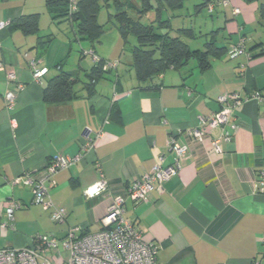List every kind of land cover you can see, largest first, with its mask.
Wrapping results in <instances>:
<instances>
[{"label":"crops","instance_id":"crops-1","mask_svg":"<svg viewBox=\"0 0 264 264\" xmlns=\"http://www.w3.org/2000/svg\"><path fill=\"white\" fill-rule=\"evenodd\" d=\"M45 1L0 0V23L23 15L39 17L36 35L8 26L0 30V63L5 67L0 71V223L6 222L10 201L22 204L14 212L13 228L0 229V250L27 247L40 234L62 239L71 227L98 232L110 196L125 197L126 188L154 166L173 164L175 156L166 144L175 136L189 147L177 175L156 185L145 203L126 199L124 219L138 226L144 241L158 246V264H264V193L255 189L257 173L264 168V108L249 101L236 110L234 128H227L231 141L221 144L219 154L211 144L217 131L202 144L186 135L198 126L199 117L217 111L221 94L264 90V21L257 16L264 2L226 0L227 6L218 5L213 12H218L216 29L199 33L205 40V34L219 30L218 44L228 49L246 37L250 59L223 56L205 72L191 62L142 89L115 30L102 36L99 48H92L76 40L70 23L52 20ZM74 41L83 60L68 66L65 59L72 55ZM104 42L107 52L101 47ZM81 50L119 64L106 79L93 83L91 94L82 91L71 102L47 105L43 88L48 79L60 69L81 77L91 68L90 57H82ZM29 60L47 70L40 83L32 79ZM6 72L13 73V82L7 81ZM8 92L15 93L11 108L4 99ZM112 107L120 112L118 121L109 120ZM87 138L95 140L93 147L53 178L50 200L66 212V223L53 226L48 214L32 204L25 175H38L55 156H76ZM101 179L107 192L86 197L85 191Z\"/></svg>","mask_w":264,"mask_h":264},{"label":"built area","instance_id":"built-area-1","mask_svg":"<svg viewBox=\"0 0 264 264\" xmlns=\"http://www.w3.org/2000/svg\"><path fill=\"white\" fill-rule=\"evenodd\" d=\"M70 2H74L70 0ZM220 5L227 6L226 0H221ZM208 11H213L209 6ZM233 13H239L234 9ZM8 24L0 23V30ZM243 38L240 39L235 55H245L242 47ZM90 55L91 53H87ZM92 61L97 57L92 56ZM28 65L32 74V79L40 83L41 78L46 74L45 68L38 69L35 60H29ZM116 61L107 62V66L116 69ZM240 69H243L240 67ZM0 71H5V67L0 63ZM242 71V70H241ZM7 81L13 82L15 77L12 72H6ZM22 85L17 87L21 90ZM6 107L11 108L15 93L8 92L4 95ZM253 101L264 108V91H251L249 93H224L217 98L218 109L207 117L198 118V126L187 131V138L191 142L202 144L207 136L215 131L218 135L212 137L211 144L214 152L221 153V144L231 141V134L227 128H234L231 119L235 112L244 103ZM12 122V128H15ZM95 141V140H94ZM94 141L87 138L81 146L80 152L74 157L58 155L53 157L44 169L36 174H26L23 184L28 185L32 194V204L38 205L44 212H49L52 223L62 225L66 223V212L55 207L50 200L49 190L55 183L53 178L61 171L67 170L77 164L83 156L93 147ZM168 151L175 156L174 162L169 167L156 165L149 174L134 181L126 189V196H110L106 212L102 217L101 229L95 233H84L80 227H71L63 239H57L53 235L36 236L31 244L24 248H5L0 250V264H158V246L154 242H146L142 237V232L138 226L131 221L124 219V203L126 199L134 203L147 202L151 190L163 182L175 177L180 169V164L189 154V147L181 143L175 136H170L167 140ZM99 170V164L96 165ZM258 182L255 189L264 193V168L258 173ZM16 180L14 183H18ZM12 183V184H14ZM107 192V183L101 179L91 188L85 191L86 197L104 194ZM22 207V204L10 201L4 213L6 222L0 223V229L13 228L14 212ZM264 245V236L262 238Z\"/></svg>","mask_w":264,"mask_h":264},{"label":"trees","instance_id":"trees-1","mask_svg":"<svg viewBox=\"0 0 264 264\" xmlns=\"http://www.w3.org/2000/svg\"><path fill=\"white\" fill-rule=\"evenodd\" d=\"M46 0L45 7L52 20L57 23H70L76 35V40L90 44L92 48L100 42L102 36L115 30L122 42V46L128 47L130 67L133 70L135 80L142 89L153 79L163 75L168 70L180 71L191 62H195L200 72L208 71L212 61L223 56L234 58L239 41L228 49L218 44L219 30L205 34V42L202 49L191 50L188 40L197 37L191 28H179L174 30L171 26L173 14L182 10L186 0ZM221 0H204L196 7V13L207 9L213 14ZM250 1V0H247ZM209 6L213 11L209 12ZM222 6V5H221ZM111 10L104 24H100L98 17L102 8ZM166 14V18L164 15ZM168 14V16H167ZM258 21H264V3L257 9ZM38 15H23L8 23V27L19 29L26 36L36 35L38 32ZM143 20L147 22L144 23ZM175 35H172V33ZM134 44H130V39ZM41 43V42H40ZM47 43V42H46ZM44 43V44H46ZM242 47L245 55L250 59L248 52V40L243 37ZM81 55L87 54L81 50ZM91 56L97 60H91V68L83 73V76H73L69 72L60 69V72L46 81L43 88V100L49 105H61L81 97V92L91 94L93 83L106 79L110 72L115 71L107 66V62L100 59L93 50ZM119 64L118 60H114ZM45 76V75H44ZM43 76V77H44ZM80 86V89H76ZM260 92H263L259 90ZM120 112L112 107L109 113L110 121H118ZM127 189V188H126ZM126 194V193H125ZM43 211V210H42ZM44 212V211H43ZM49 214V212H46ZM63 239V238H62Z\"/></svg>","mask_w":264,"mask_h":264},{"label":"rangeland","instance_id":"rangeland-1","mask_svg":"<svg viewBox=\"0 0 264 264\" xmlns=\"http://www.w3.org/2000/svg\"><path fill=\"white\" fill-rule=\"evenodd\" d=\"M204 0H186L184 3V7L182 8V10L176 11L173 15L176 16L175 18H171V26L174 30L179 29V28H191L195 34L197 35V37L193 40H188L185 39V41H187V43H189V48L191 50H196V49H202L203 48V44L205 42L204 37H201L199 35V33H203L206 31V29L208 31L211 30H215L216 29V21H217V16H218V12L214 13V14H209L207 12V9H203L199 12L196 13V7L201 4ZM213 1V0H212ZM218 1V0H215ZM260 2H264V0H259ZM217 8V7H216ZM237 9V8H236ZM218 11V10H217ZM111 12V10L106 9L105 7L102 8V11L99 14L98 17V21L100 24H104L107 20V15L108 13ZM168 16V14H167ZM164 18H166V14L164 15ZM222 21V20H221ZM144 23H146V20H143ZM245 27H248V24L245 25ZM63 32L66 34L67 37H69L70 34V30L67 27H64ZM58 34V32H57ZM172 35H175V33L173 32ZM61 36H58V38H60ZM105 41V40H104ZM130 44H134V39L131 38L130 40ZM107 42V39L106 41ZM102 43L101 47L103 48L104 52H107V44L106 43ZM73 45V51H72V55L69 58H66L65 60L69 59L68 62V66H74L77 61H82L83 59H79V53H78V49H77V44L74 41L72 43ZM96 46V48H99V46H97V44L94 45V47ZM128 47L124 49L125 54H128ZM67 67V66H66ZM69 69V67H67ZM48 214V213H47ZM49 220V214L47 215ZM51 222V220H50ZM51 224L53 226H56V224L52 223ZM40 235H51V234H40ZM37 236V235H36ZM35 236V237H36Z\"/></svg>","mask_w":264,"mask_h":264}]
</instances>
